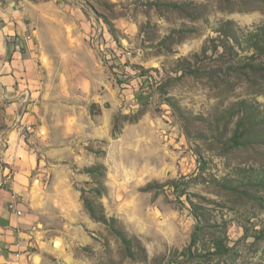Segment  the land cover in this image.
<instances>
[{"label":"rangeland","instance_id":"1","mask_svg":"<svg viewBox=\"0 0 264 264\" xmlns=\"http://www.w3.org/2000/svg\"><path fill=\"white\" fill-rule=\"evenodd\" d=\"M263 22L264 0H0V39L41 57L45 123L24 193L0 156V264H264V187L244 170L264 144L230 140L236 103L264 106V56L241 39Z\"/></svg>","mask_w":264,"mask_h":264},{"label":"crops","instance_id":"2","mask_svg":"<svg viewBox=\"0 0 264 264\" xmlns=\"http://www.w3.org/2000/svg\"><path fill=\"white\" fill-rule=\"evenodd\" d=\"M13 48L14 44L0 39V139L3 142L0 156L6 162L1 168V178L10 190L24 193L30 175L40 165L35 142L45 123L42 114H36L38 105L34 98L39 91H30L27 81L39 74L34 61H41V57L31 50H27L24 57ZM26 92L28 97H24ZM29 125L31 130L24 131ZM6 172L10 174L6 176Z\"/></svg>","mask_w":264,"mask_h":264},{"label":"trees","instance_id":"3","mask_svg":"<svg viewBox=\"0 0 264 264\" xmlns=\"http://www.w3.org/2000/svg\"><path fill=\"white\" fill-rule=\"evenodd\" d=\"M232 24L233 23L230 21H227L224 24L226 27H224L222 30H219L218 32H221L225 38L238 42L240 36L232 27ZM241 39L248 48L264 56V22L262 24L256 25L252 31L242 34ZM236 110L241 112V115L238 117L236 123L237 128L234 131L233 137L230 139L233 145H237L238 142H240L239 138L243 137L245 133L249 134L250 136L257 137L255 142L264 144V106L260 107L258 104L247 103L246 101L242 100L236 103ZM245 141L243 142L245 143ZM102 167V165H96L90 168L89 171L100 174V169ZM244 170H246L248 174L247 178L249 177L251 180H253L255 185L264 187V167L260 169L247 168ZM93 191H95L96 194L101 195V191L97 187H94ZM82 200L84 207L88 211L90 217L95 221H99L108 226V228H110L121 239L126 250H128V252L131 254V239L126 235L122 228L117 226L116 218L106 216L102 205L98 204L96 200L88 196H83ZM217 246L219 248L222 246V242L220 240L217 241Z\"/></svg>","mask_w":264,"mask_h":264},{"label":"built area","instance_id":"4","mask_svg":"<svg viewBox=\"0 0 264 264\" xmlns=\"http://www.w3.org/2000/svg\"><path fill=\"white\" fill-rule=\"evenodd\" d=\"M32 36H33V33H27V34L24 35V40L27 41V42H30V41L32 40V38H33ZM26 128H27L28 130L31 129L30 126H26ZM11 198H12V200H11V202H10V204H9V207L12 208V209H14L15 206H14V204H13V199L15 198V195H12ZM15 213H16V214H20V211L17 210Z\"/></svg>","mask_w":264,"mask_h":264},{"label":"bare ground","instance_id":"5","mask_svg":"<svg viewBox=\"0 0 264 264\" xmlns=\"http://www.w3.org/2000/svg\"><path fill=\"white\" fill-rule=\"evenodd\" d=\"M59 244H60V242H59V241H57V242H56V245L58 246Z\"/></svg>","mask_w":264,"mask_h":264}]
</instances>
